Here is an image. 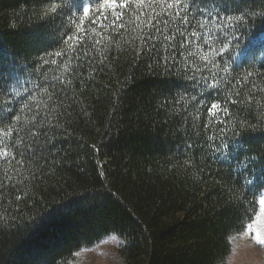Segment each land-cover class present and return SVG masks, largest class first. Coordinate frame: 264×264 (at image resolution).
Instances as JSON below:
<instances>
[{
  "label": "trees",
  "instance_id": "16d2710c",
  "mask_svg": "<svg viewBox=\"0 0 264 264\" xmlns=\"http://www.w3.org/2000/svg\"><path fill=\"white\" fill-rule=\"evenodd\" d=\"M46 2L0 0V54L35 67L46 52L60 49L53 31L60 20L53 24L41 18ZM261 34L264 21L258 19L240 37L235 58L243 67L233 76L249 63L264 73ZM131 39L126 35L106 50L100 70L91 75L84 70L83 85L74 82L78 102L61 118L64 134L53 149L56 155L42 169H22L30 198L19 202L21 223L29 217L37 222L20 236H0V264H74L83 250L114 231L127 237L118 250L122 264H219L232 254L228 238L237 235L252 206L235 203L229 169H218L199 147L195 159L193 152L185 154L184 142L196 139L190 129L196 111L186 114L174 104L191 91V82L175 68L154 65L147 53L137 56L134 45L124 43ZM250 39L256 43L246 58L241 53ZM49 67L54 66L45 70ZM252 81L264 87V78ZM238 90L239 99L246 100L249 85ZM223 91L233 90L229 84ZM255 95L259 99L264 92ZM211 102L209 97L199 110L197 145L205 140ZM228 107L233 113L229 129L238 119L255 123L259 118L255 107L251 112L245 105ZM248 136L247 149L264 163V133Z\"/></svg>",
  "mask_w": 264,
  "mask_h": 264
},
{
  "label": "snow or ice",
  "instance_id": "6c2138e0",
  "mask_svg": "<svg viewBox=\"0 0 264 264\" xmlns=\"http://www.w3.org/2000/svg\"><path fill=\"white\" fill-rule=\"evenodd\" d=\"M41 12L46 22L60 20L53 29L60 49L46 52L35 67L12 54H0V236L5 232L20 236L37 222L36 217H29L21 223L19 202L30 198L22 169L26 165L42 169L56 155L53 149L64 134L61 118L78 102L74 82L83 85L84 70L88 75L100 70L98 66L107 60L105 51L131 34L132 39L124 43L134 45L137 56L147 53L154 65L165 71L175 68L191 82V91L186 89L174 104L186 114L190 108L196 111L190 124L196 139L190 136L184 142L185 154L193 152L195 159L194 149L199 147L218 169H229L235 203L252 206L229 242L247 237L264 248V163L246 147L249 133H264V97L255 95L264 92V87L257 88L252 81L264 78V73L249 63L244 73L233 76L243 67L235 58L240 37L258 19L264 21V0H47ZM259 42L264 45V34ZM255 43L250 39V47L241 55L247 58ZM45 66L54 67L45 70ZM229 84L234 94L222 92V86ZM245 85L249 92L241 100L238 87ZM209 97L205 140L197 145L201 130L196 122ZM230 104L245 105L249 112L255 107L259 118L255 123L238 119L237 126L229 129ZM105 243L122 248L127 237L114 231L94 246Z\"/></svg>",
  "mask_w": 264,
  "mask_h": 264
},
{
  "label": "rangeland",
  "instance_id": "374dc122",
  "mask_svg": "<svg viewBox=\"0 0 264 264\" xmlns=\"http://www.w3.org/2000/svg\"><path fill=\"white\" fill-rule=\"evenodd\" d=\"M118 250L112 243L85 249L74 264H122ZM219 264H264V248L255 246L250 238L237 239L228 260Z\"/></svg>",
  "mask_w": 264,
  "mask_h": 264
}]
</instances>
